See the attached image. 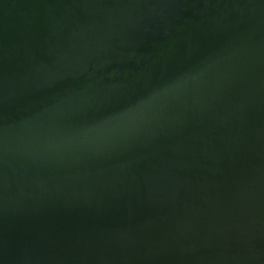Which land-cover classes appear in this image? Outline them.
<instances>
[{"label": "water", "instance_id": "95a60500", "mask_svg": "<svg viewBox=\"0 0 264 264\" xmlns=\"http://www.w3.org/2000/svg\"><path fill=\"white\" fill-rule=\"evenodd\" d=\"M0 264H264V0H0Z\"/></svg>", "mask_w": 264, "mask_h": 264}]
</instances>
